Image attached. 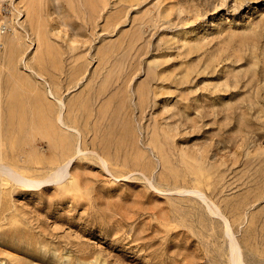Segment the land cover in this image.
Here are the masks:
<instances>
[{
	"label": "rangeland",
	"instance_id": "374dc122",
	"mask_svg": "<svg viewBox=\"0 0 264 264\" xmlns=\"http://www.w3.org/2000/svg\"><path fill=\"white\" fill-rule=\"evenodd\" d=\"M240 254L264 264V0H0V264Z\"/></svg>",
	"mask_w": 264,
	"mask_h": 264
},
{
	"label": "bare ground",
	"instance_id": "6f19581e",
	"mask_svg": "<svg viewBox=\"0 0 264 264\" xmlns=\"http://www.w3.org/2000/svg\"><path fill=\"white\" fill-rule=\"evenodd\" d=\"M51 94L53 95L52 97L56 99V102H57V107L56 110H57V113H58V120L60 124H63L64 127L71 133V134H81L82 135V132L76 128V127H73V126H70V125H67L66 122H65V112L67 110V104L66 102L63 100V99H60V98H57L55 93L54 92H51ZM48 110H51V108ZM56 118V119H57ZM57 120V121H58ZM51 124V123H50ZM58 124V125H60ZM52 132V131H51ZM55 133V132H52V134ZM58 136V134H57ZM76 136V135H74ZM56 138V137H55ZM59 140V139H57ZM71 140H70V137H62L61 138V144L65 145V147L67 146V148H69L71 146ZM60 145V144H59ZM54 147V146H53ZM55 148V147H54ZM80 152L82 151L81 148H79V146L77 147V151ZM105 160V159H104ZM72 161V158H70V160H68V162L62 166H59V168L52 174V176H50L48 178V180L50 179H55L57 182H61L63 181L64 179H66L69 175H70V172L67 170L70 163ZM37 182H44V181H37ZM236 261V260H235ZM237 264H245L241 258V254L239 255L237 261H236Z\"/></svg>",
	"mask_w": 264,
	"mask_h": 264
}]
</instances>
